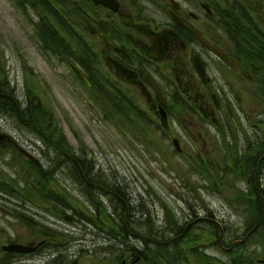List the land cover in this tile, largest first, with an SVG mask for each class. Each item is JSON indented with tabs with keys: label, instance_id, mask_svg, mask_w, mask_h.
<instances>
[{
	"label": "rangeland",
	"instance_id": "374dc122",
	"mask_svg": "<svg viewBox=\"0 0 264 264\" xmlns=\"http://www.w3.org/2000/svg\"><path fill=\"white\" fill-rule=\"evenodd\" d=\"M42 13L16 10L0 0V91L8 92L9 82L24 102L19 104L22 109L38 104L40 110L38 124L21 117L32 129L22 124L14 111L0 109V244L9 238L36 243L43 237V228L53 234L52 243L39 257L22 255L16 257V264H64L63 259L72 260L82 249L93 251L101 246L104 255L108 245L112 264H122L129 261L132 251L150 253L153 240V264H164L163 243L169 244L170 264H245L263 259L264 215L262 227L244 239L246 226L257 222L255 215L259 218V211L248 199L256 197L259 189L246 183L244 178L254 174H246V167L241 170L238 158L245 155L252 157L246 161H255L264 153V78L261 84L252 82L240 88L235 100L234 93L226 90L224 76L216 71L219 63L208 57L212 90H219L218 99L228 101L230 97L234 104H223L229 114L217 108L218 123L209 119L217 129L194 115L204 131L190 138L185 131L190 111L183 104L190 95L183 91L169 101L167 120L159 112L157 98L156 104H103L99 98L120 100L122 93L114 87L111 90V85L104 93L93 92L92 96L98 97L92 101L91 92L67 64L78 52L73 51V31L50 6ZM38 20L44 21L53 35L45 40L38 37L35 28L40 34L42 26L35 23ZM61 35L69 48L54 53L45 42L60 46ZM240 53L245 68L260 73L264 53L254 54L247 45ZM98 73L96 77L91 73V78L109 85L108 72ZM227 73L226 79L233 80ZM174 79L178 82L176 74ZM38 132L46 136L50 146L44 145ZM6 133L15 143L4 141V147ZM34 137L39 145L31 143ZM175 138L181 152L172 142ZM58 140L63 141L64 149L73 148L67 152L81 154L88 165H96L100 180L111 183L106 185L113 192L111 206L104 204L97 190H88L93 202L85 199L67 168L62 171L49 166L61 160L53 146ZM255 178L264 187V166ZM99 184L105 186L101 181ZM122 201L128 206V224L138 236L120 234L127 214ZM75 214V224V219H65ZM94 226L97 230L112 228V240L104 239L100 231H91ZM83 238L86 241L80 243ZM61 251L66 257H52ZM144 260L139 264H145Z\"/></svg>",
	"mask_w": 264,
	"mask_h": 264
},
{
	"label": "flooded vegetation",
	"instance_id": "af4514ba",
	"mask_svg": "<svg viewBox=\"0 0 264 264\" xmlns=\"http://www.w3.org/2000/svg\"><path fill=\"white\" fill-rule=\"evenodd\" d=\"M6 1L16 10H33L37 13L39 10L48 9L49 6L59 13L65 10V0ZM116 1L118 3L117 10L113 11L102 5H96L92 0H72L71 8L74 14L73 40L79 53L74 54L67 61V64L74 62L82 73L88 77L90 85H87V87L91 92L92 101H96L98 97L97 95L94 98L92 96L93 92L96 94L98 92L104 93L108 91L111 85V90L114 87L115 91L122 93L120 100H113L110 97L99 98L104 101L103 104H156V91L154 88L157 85L166 100L167 106L170 100L175 99L177 94H181V91L190 95L185 98L183 103L190 111L187 114L190 115L191 121L186 124L187 127L185 128L190 138L195 132L201 136L204 131L203 124H199L195 118L193 119L194 115H198L206 124H210L217 129L209 119L213 118L218 123V119L215 117L217 108L223 109L224 113H228L223 104L234 103L230 97H227L228 101L218 99L221 98L219 90H212L214 81L210 76L207 58L211 57L219 63L216 71L224 76V81L227 83L226 90L234 93L233 98L235 100L241 90L240 88H244L248 83L258 81V73L245 68L240 51L247 45L254 54L264 53V0ZM172 16L195 29L214 48L226 55L228 62L217 58L190 30L186 29L185 25L174 21ZM245 34L253 38H247ZM62 40L64 39L61 38ZM81 52H91L92 54H80ZM196 54L200 56L204 63L207 72L205 81L201 79L193 67L192 58ZM85 56L89 57L85 58ZM87 61H92L94 64L89 62L86 65L85 62ZM98 66H102L99 70L108 72L110 78H106H108L109 85H105L102 79L95 81L91 78V73L95 77L99 74V70L96 71ZM225 72H229L230 74H227L233 76L234 79L227 80ZM175 74L178 82L174 79ZM242 83L244 84L242 85ZM13 86L7 82L8 92L0 91V104H15L18 108H21L19 104H24V102L17 95V88L15 89ZM130 92L132 93L131 96L129 95ZM222 92H225V90L222 89ZM91 104L95 103L92 102ZM25 119L31 121L27 117ZM25 119L19 118L18 120L32 128L30 126L32 124L26 122ZM167 119L168 116H166ZM39 134L44 145L50 146L47 143L46 136ZM30 140L35 145L39 139L34 137ZM4 141L15 143V140H12L7 133L3 143L1 142L2 146L5 147L7 145L4 144ZM60 141L62 140H58L57 144H53V146L56 150H59L61 160L57 163L54 161L49 166H55V168L62 171H66L67 168L70 171L71 180L79 184L78 190L85 199L93 202L90 200L92 196L89 191L97 190L101 198L103 197L104 204L111 206L113 192L111 188L106 186L111 183L107 180H100L95 173L96 165H88L87 160L81 154L67 152L68 150L72 151L73 148L64 149L63 141ZM260 161H264V153L260 155ZM45 168L44 166L43 170ZM99 181L105 183V186L99 184ZM256 187L264 189L262 185ZM248 199L251 203L261 202L264 206V195L261 192H259L258 197ZM122 202L127 209V214L123 219L120 234H137L138 236V232L131 229L128 224V206L124 201ZM263 215V212L260 213L258 219L255 215L254 220L257 222L246 226L244 239L255 234L262 227ZM77 217L75 214V217L67 216L65 219L67 221L75 219V224L78 220ZM131 220L136 221V218L132 217ZM107 228L105 230L95 228L91 231H100L104 239L111 241L112 228ZM43 240L45 243L39 246L36 251L30 253L29 256L39 257L41 250L52 243L51 240ZM84 241H86V238L81 239L80 243H84ZM93 242L96 246L101 243L96 242V240ZM7 243H9L8 240L2 244ZM36 243L30 242V244ZM102 248L100 246L99 250L94 248L93 251L82 249L78 251L72 260L66 262L62 259L65 262L64 264H112L111 247L109 245L105 247L104 255H102ZM62 251L60 252L61 255L55 253L52 255L56 259L60 256L66 257ZM103 257L105 259L102 260ZM88 258H93V262H90ZM136 258V252L132 251L128 258L129 263L124 260L122 264H136L138 263L135 262ZM262 258L257 259L255 263L247 262L245 264H264V257ZM16 262L15 254L0 251V264H16Z\"/></svg>",
	"mask_w": 264,
	"mask_h": 264
},
{
	"label": "trees",
	"instance_id": "16d2710c",
	"mask_svg": "<svg viewBox=\"0 0 264 264\" xmlns=\"http://www.w3.org/2000/svg\"><path fill=\"white\" fill-rule=\"evenodd\" d=\"M47 35H53V34L47 32V31H44L43 32V36L47 37ZM45 44L54 53H57L60 50L59 45L57 43L56 44L55 43L54 44H50L49 42H45ZM262 59H264V56H262ZM250 62H253V60L251 58H250ZM260 64H261V67L258 68V70L260 71L259 76L262 79V78H264V60ZM9 105L11 106L12 111H14V113L16 115H18L19 117H24V118L27 117L32 122H34L35 124H38L39 112H40V110H38V104H31L29 108H26V109H23V110H21L20 108L17 107V105H15V107L17 108V110H19V112L18 111L16 112L15 107L13 106V104H9ZM248 158L251 159L252 157L242 155L241 158H238V162H240V164H241V170H243V167H246L245 168L246 169V171H245L246 174L250 173V172L254 174L253 177L249 176L247 178L245 177L244 179L250 181L251 182L250 184L253 183V187H255V179H256L255 177L260 172L261 166L263 165V163L259 165V157H255V161H250V160L246 161V159H248ZM243 175H244V173L242 172L241 176H243ZM256 195H257L256 197H258L259 196V192H257ZM253 207L255 208L254 210H256L257 212L259 211V213H262L263 208H264V206H263V204H261V202L253 203ZM145 245L146 246L148 245L147 242H145ZM153 247L154 248H150V253H147L148 250H146V252L136 251L137 254L140 253V255H141L143 260L144 259L148 260V261L144 260L145 264H153V262H154V259L156 257V240H153ZM160 247L162 249V254H161L162 262L164 264H165V262L167 264H170L171 261H172L171 260L172 258H170V255H169V244L163 243V244L160 245ZM148 248H149V246H147L146 249H148ZM142 263H144V262H142Z\"/></svg>",
	"mask_w": 264,
	"mask_h": 264
},
{
	"label": "water",
	"instance_id": "95a60500",
	"mask_svg": "<svg viewBox=\"0 0 264 264\" xmlns=\"http://www.w3.org/2000/svg\"><path fill=\"white\" fill-rule=\"evenodd\" d=\"M94 2H95L96 4H102V5H104V6L110 7V8H112V9H114V10H115L116 7H117V3H116L115 0H94ZM173 19H174L175 21H177L178 23L183 24V23H182L180 20H178L177 18L173 17ZM183 25H185L187 28H189L188 25H186V24H183ZM191 30H192V29H191ZM192 31L195 33V35L199 38V40H200L205 46H207L210 50H212L213 52H215V53H216L219 57H221L222 59L227 60L226 56H224L223 54H221L220 52H218L217 50H215L213 47H211L206 41L203 40V38H202V37H201L196 31H194V30H192ZM194 65H195V67L197 68V70L200 72V74H201L202 76H204V67H203V65H202V63H201V61H200V59L198 58V56H196V57L194 58ZM72 68L74 69V71L76 72L77 75H79V76H80L85 82H87L86 78L80 73V71H79L75 66H72ZM155 90H156V94H157L158 98L160 99L161 102H163V101H162V98H161V94H160V92H159V89L156 87ZM163 105H164V104H163ZM174 142H175V145H176L177 148H178V144H177V142H176V141H174ZM3 249H4L5 251H12V252H17V253H27V252L32 251L34 248L29 247V246H25V245H21V244L13 243V244H10V245H8V246H4Z\"/></svg>",
	"mask_w": 264,
	"mask_h": 264
}]
</instances>
